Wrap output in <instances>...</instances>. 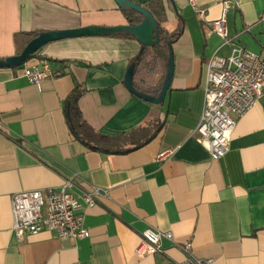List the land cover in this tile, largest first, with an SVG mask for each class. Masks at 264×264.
I'll return each mask as SVG.
<instances>
[{
	"label": "crops",
	"instance_id": "1",
	"mask_svg": "<svg viewBox=\"0 0 264 264\" xmlns=\"http://www.w3.org/2000/svg\"><path fill=\"white\" fill-rule=\"evenodd\" d=\"M224 2L232 40L264 55V0H196L197 9L188 0H164V27L174 31L182 17L185 28L172 44L174 74L160 104L125 84L142 48L130 36L54 41L21 66L0 67V264H177L189 242L212 264H264V100L238 120L230 150L218 161L195 133L208 64L230 52L212 31ZM128 24L115 0H0V58L19 54L26 34ZM42 61L53 77L38 86L24 69ZM167 71L168 63L160 64L143 84L135 76L134 83L154 92ZM76 87L84 118L100 133L130 135L142 127L123 148L157 134L128 153L90 149L68 121ZM164 150H172L165 161L158 158ZM70 177L78 196L90 185L109 191L95 207L83 208L90 237L61 239L44 231L18 238L12 196L60 188ZM147 227L173 238L162 239V252L140 257L135 251Z\"/></svg>",
	"mask_w": 264,
	"mask_h": 264
},
{
	"label": "built area",
	"instance_id": "2",
	"mask_svg": "<svg viewBox=\"0 0 264 264\" xmlns=\"http://www.w3.org/2000/svg\"><path fill=\"white\" fill-rule=\"evenodd\" d=\"M197 9L196 0H188ZM227 2L222 15L212 22V31L230 46L227 56H214L208 64L205 103L199 126L198 140L204 144L212 160L218 161L230 150L237 122L260 100H264V55L254 54L236 44L229 36L227 27ZM30 83L40 85L52 78L53 72L47 62L24 69ZM1 124V120H0ZM172 150L162 151L160 160L170 159ZM74 177L66 178L60 188L22 191L12 196V231L23 239L44 231H54L61 239H85L90 231L84 226L83 208L95 207L109 191L90 185L76 195ZM142 240L136 254L152 256L162 252L163 238L172 240L170 232H161L147 227L141 234ZM184 260L177 264H212V260L197 257L192 243L181 246Z\"/></svg>",
	"mask_w": 264,
	"mask_h": 264
},
{
	"label": "trees",
	"instance_id": "3",
	"mask_svg": "<svg viewBox=\"0 0 264 264\" xmlns=\"http://www.w3.org/2000/svg\"><path fill=\"white\" fill-rule=\"evenodd\" d=\"M144 6L153 14L156 22L159 25L160 43L154 47H146L140 58L134 60V62L136 63L135 77L141 78L142 84L146 79L152 77L157 72L158 66L160 64H164L166 68L170 53L169 44H173L174 41L179 39V37L183 34L185 28V20L182 17H179L177 27L174 31L169 32L164 27V24L167 22L164 0H152L149 4ZM124 15L128 20V23L131 25H139L143 20V17L133 10L124 11ZM39 34L40 32H34L23 36L24 42L21 46V50L27 45L30 40L37 37ZM40 51L41 50L31 56L30 59L27 60V62L32 58L38 56ZM164 79L165 77L163 78L162 83L159 85L158 89L154 92H151V88H146L144 85H137L134 83V87L139 92L158 97L161 92ZM81 94L82 90L79 87H76L68 101L66 111L68 114V121L72 133L79 141H81L90 149L104 153H128L133 149H137L145 145L148 141H150L152 136L154 137L157 134L155 132V134L150 136V138H147L144 142L137 143L135 145V148L133 149L123 148L126 145L127 139L129 137L135 136L136 134H139L142 130V127L136 128L131 132L130 135L125 134L122 136H108L100 133L86 121L82 114L79 105Z\"/></svg>",
	"mask_w": 264,
	"mask_h": 264
},
{
	"label": "water",
	"instance_id": "4",
	"mask_svg": "<svg viewBox=\"0 0 264 264\" xmlns=\"http://www.w3.org/2000/svg\"><path fill=\"white\" fill-rule=\"evenodd\" d=\"M115 1L122 11L133 10L139 13L143 17L142 22L139 25L128 24L116 27L90 26L72 30L41 32L37 37L30 40L19 54L7 58H0V67L9 68L21 66L44 46L54 41L98 36H130L135 38L142 45L140 54L137 57V59H139L146 47H154L160 43L159 25L156 22L153 14L145 6L135 3L131 0ZM169 49L170 53L168 59V71L160 95L158 97H153L135 89V62L129 66L125 76V84L132 94L154 104H160L165 100L174 74V56L171 43L169 44Z\"/></svg>",
	"mask_w": 264,
	"mask_h": 264
}]
</instances>
